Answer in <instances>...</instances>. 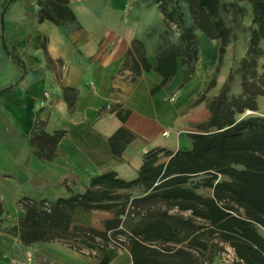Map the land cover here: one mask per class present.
Instances as JSON below:
<instances>
[{"label":"crops","instance_id":"obj_1","mask_svg":"<svg viewBox=\"0 0 264 264\" xmlns=\"http://www.w3.org/2000/svg\"><path fill=\"white\" fill-rule=\"evenodd\" d=\"M69 2L75 19L56 23L39 17L33 0H0V198L11 213L22 196L67 198V186L79 193L109 170L130 180L147 153L191 147V133L210 116L209 99L247 51L242 31L219 61V38L202 32L192 70L175 53L165 77L161 28L152 29L150 49L142 42L136 14L144 4ZM136 41L146 66L131 68ZM232 85L242 92L236 77ZM255 103L251 114L264 116V94ZM86 246L24 243L0 230V264H134L127 245Z\"/></svg>","mask_w":264,"mask_h":264},{"label":"trees","instance_id":"obj_2","mask_svg":"<svg viewBox=\"0 0 264 264\" xmlns=\"http://www.w3.org/2000/svg\"><path fill=\"white\" fill-rule=\"evenodd\" d=\"M180 1H155L162 17L166 21H175L180 29L177 42L163 45L162 41L163 56L160 63L166 69L162 68L165 77L173 68L169 55L181 54L189 70H192L193 60L196 57L197 37L185 21ZM184 1L190 5L194 16L198 14V10L206 15V24L202 25L198 22L195 24L203 33L219 38V61L227 44L226 27L221 11L228 14L244 13L246 8L244 9L241 4L247 2L250 5L252 25L248 26V47L237 70H242L247 60L257 63V59L264 53V49L259 47L260 39H264V0ZM38 14L39 17L49 18L56 23L70 22L75 19V14L67 0H44ZM136 44L135 46H140L142 51L141 65L146 66L142 44L140 41H136ZM233 72L236 71L231 70L223 84V91L219 90L209 99L210 116L207 121L198 125L197 132L191 133V148L176 151L161 149L172 155L166 166L167 174L160 177L162 180L156 186H153L157 179V170L155 171L153 167L154 155L150 154L152 151L145 155L135 178L130 180L120 178L112 170L92 176L85 192L76 193L67 198L59 197L53 203L54 210L50 213V218L53 221L64 219L65 215L59 209L60 204H69L71 207L80 206L84 209L109 208L110 204L105 202L110 198L109 195L98 188L113 189L142 183L146 188V193L142 196L144 199L152 200L156 196L163 200L167 199L171 202L170 207L190 210L191 215L183 216L179 213H171L169 209H157L152 216L140 219L127 235V246L134 264L209 263L219 251L218 243L226 241L233 247L238 258L233 264H264V235H261L256 227V224L264 226V117L235 116L246 108L255 109V97L258 94H264V88L253 94V92L244 91V84L241 83L242 92L240 95H232L234 103H231L227 100L225 92L232 83ZM214 80V78L211 80L210 86L214 84ZM242 97L250 102L235 107ZM216 158L222 159L225 169H222L221 165H208ZM181 160H186L184 165L174 169L172 165ZM232 164H240L241 168H235ZM214 168L219 169L218 172L226 173L231 179L227 182L217 181L213 187L212 196L197 193L178 182L167 183V179L172 177L171 174L176 172H197ZM221 186L236 192L232 200L244 210L245 217L234 216L231 211L237 209L223 204L222 200L225 197L218 191ZM151 188L152 190L147 192ZM41 213L43 211L39 214L32 211L26 216L32 222H36L34 220L40 218ZM193 217L200 220V223H193L191 219ZM205 229H208V233L204 232ZM34 239H37L36 231L29 233L27 243Z\"/></svg>","mask_w":264,"mask_h":264},{"label":"rangeland","instance_id":"obj_3","mask_svg":"<svg viewBox=\"0 0 264 264\" xmlns=\"http://www.w3.org/2000/svg\"><path fill=\"white\" fill-rule=\"evenodd\" d=\"M33 1L37 9L39 10V7L44 0ZM67 1L70 5V0ZM97 1L99 2V0H90V2H92L93 4H96ZM129 1L132 6L136 7L140 4H144L141 5L140 11L137 12L136 16L139 18L138 28L143 29L142 32L145 33L142 40L145 46L147 45V47L150 49V46L152 45L150 43V40L151 38H153L151 32L154 28L157 32L161 28L163 45L167 43L170 44L177 42V38L180 33L179 26L175 23V21H166L162 17L163 15L157 7V3L155 2L156 0ZM241 5H243L244 9L246 8V11L244 13L236 12L235 14H228L225 11H221V16L226 27V38L227 43L229 42V49L233 47L237 36L240 35L242 31L246 32L248 30V26L250 27L252 25L250 5L247 2H244ZM180 6L182 11L184 12L185 21L188 25L191 26L194 34H201L203 31L197 27L195 22H198L202 25L206 24V15L202 14V12L198 10V14L194 16V14L191 13L190 5L184 0L180 1ZM131 15H133V13ZM131 15L130 17H132ZM241 39L244 40L242 47L245 45L246 48L247 39L249 40V38H247L246 36H242ZM135 45L137 44L135 43ZM259 47L261 49H264V39L262 38L260 39ZM135 48V57L137 58L138 64L136 66H133V63H130L131 68L137 66L140 67L142 63L140 59L142 53L141 47L135 46ZM237 67L238 65L231 70L236 71L233 72L234 79L236 77V79H239L240 83L244 84V91L247 90L248 92L250 91L255 94V91L257 92L264 88V65L260 63V58L257 59V63L251 62V60H247L243 69L240 71L237 70ZM223 84L219 88V90L221 91H223ZM232 84L233 80L228 90L225 92V95L227 97V100H229L231 103H234V99L231 98V96L238 94H234V89L237 88H235V86H233ZM215 90L216 88H212L211 91L214 92ZM246 102H250V100H246L242 97L241 101L235 104V107H238L240 106V104H244ZM251 110L252 109L246 108L241 113L235 114V116H256L257 114H251ZM41 137V134H37L35 136L36 139H41ZM190 148L191 147L187 149ZM150 154L154 155V157L152 158L153 167H155V171L157 170V179L153 184V186H156V184L158 182H161L162 180L160 179V177L162 178L167 174L166 166L168 165L169 159L172 154L168 153V151L166 150H156ZM185 162L186 160H181L179 163H174L172 166L174 167V169H178L179 167L184 165ZM208 165H221L222 169H225V165L221 158L211 160ZM232 166H234L235 168H241L240 164H232ZM218 171L219 169L214 168L197 172H176L171 174L172 177L170 176L171 178L167 179V183L178 182L179 184H182V186L188 187L197 193L212 196L213 187L217 181L227 182L231 179V177L226 173ZM89 183L90 182H88L85 186L83 185V188L79 193L85 192V190L89 186ZM68 188L69 186H67V190H69V193L65 195V197H70L78 193L71 188ZM152 188L147 192L151 191ZM98 189L105 191V194L109 195V197L111 198L105 200V202L110 204L109 208H83V210H75V214H72L74 207H71V205L69 204H60L59 209L65 216L64 219L56 221H53L50 218V213H52V211L54 210L53 203L56 202L58 198H31L28 196H22L17 199V201H15V209L13 211L11 210L12 213L9 211L7 205L5 204V201L1 200L0 198V230L2 232L16 235L24 243H27V239H29V233H34L36 231L37 239H34L32 241H57L76 249L89 250L86 246L87 244L92 245L93 248L96 249H101L108 245H113L115 247H122L127 245V235L128 232H130L131 228L134 227L140 219L152 216L154 214V211L157 209H169V212L179 213L183 216L191 215L190 210H181L177 207H170L171 202H168L167 199L163 200L158 198L157 196L152 200L144 199L142 196L146 193V188L142 183L139 185H131L121 188ZM218 191L221 196L225 197L222 200L224 205H231L235 209H237L231 211V214L239 217L246 216L244 210L239 207V205L236 204L234 200H232V196L235 195L236 192L230 191L225 186H221ZM32 211H35L38 214L40 213V211H43V213H41L42 216L34 220L36 222H32L31 220H29V217L26 216L27 214H31ZM30 216L32 217V215ZM191 219L195 224L198 222L200 223V220L196 219L195 217ZM256 227L261 235H264V226L256 224ZM204 232L208 233V229H205ZM23 239H25L26 242ZM218 247L219 251L215 254L214 257H220L223 264H233L238 259L233 247L229 244V242H219Z\"/></svg>","mask_w":264,"mask_h":264}]
</instances>
